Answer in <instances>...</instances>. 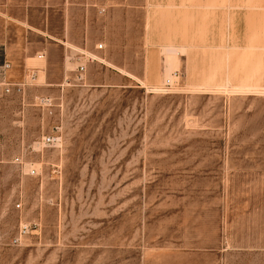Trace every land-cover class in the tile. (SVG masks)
Masks as SVG:
<instances>
[{"label":"rangeland","instance_id":"1","mask_svg":"<svg viewBox=\"0 0 264 264\" xmlns=\"http://www.w3.org/2000/svg\"><path fill=\"white\" fill-rule=\"evenodd\" d=\"M166 1L176 41L161 0H0V264H264V88L230 92L264 62Z\"/></svg>","mask_w":264,"mask_h":264},{"label":"crops","instance_id":"2","mask_svg":"<svg viewBox=\"0 0 264 264\" xmlns=\"http://www.w3.org/2000/svg\"><path fill=\"white\" fill-rule=\"evenodd\" d=\"M156 6L157 12L154 14L153 19L155 22L153 24L161 26L155 15L159 14L158 19L160 20V11H169L167 15L166 13L164 15L168 17L170 28L168 33L165 32L167 35L162 33L160 29L159 32L154 29L150 39L153 42L176 41L177 39L172 36L171 32V27L175 26L173 19L178 15L181 16L182 11L187 16L186 11H191L192 8L188 5L181 6L180 3L172 5L168 1L165 2V0H161ZM201 9L207 12L208 25L211 27L210 38L218 43L221 41L232 42L231 47L234 50L243 51L240 57L241 65H245L249 58H253L252 56H257V52H259V56L264 62V0H208L207 4ZM209 19H211L210 22ZM173 56L175 55L173 54ZM259 66L257 70L253 69L246 72L245 75H240L238 82L235 83H233L232 75L227 74V79L230 80L228 82L238 85L235 87L240 86L239 88H264V84H261L256 78L257 71H260L262 73L260 74L261 77H264V69L261 67L260 62ZM236 71L238 70H235V73ZM152 77L156 82L159 75L154 71Z\"/></svg>","mask_w":264,"mask_h":264},{"label":"built area","instance_id":"3","mask_svg":"<svg viewBox=\"0 0 264 264\" xmlns=\"http://www.w3.org/2000/svg\"><path fill=\"white\" fill-rule=\"evenodd\" d=\"M98 48L102 49L103 48V44L100 43L98 44ZM78 54H76L77 57ZM83 55V62H79L76 69H75V73H74V81L75 82H83L85 80V75L87 72V66L86 63L90 60H94V58H92L91 56H85V53L82 54ZM45 55L42 54L41 57H44ZM77 59L79 60L80 58L77 57ZM86 62V63H85ZM11 68V64L7 61H5L2 65H0V71H1V82L0 84L3 86L4 91L6 93H10L12 90H17L18 92H24L25 87L27 86L26 83L24 82H14V81H10L11 78L7 77V71ZM67 81L70 82V78H67ZM171 83L168 81L165 83L164 85V90H167L170 88ZM38 103L39 106L44 107V108H51L53 106V99L47 95L45 96H40L38 98ZM61 141V135H60V131H59V127L55 126L53 128V131L42 137V141L41 144L45 147H51L54 145L59 144V142ZM19 161V159L17 160ZM35 173V172H32ZM20 207V205H19ZM29 233V226L28 225H23L19 228V239L23 236Z\"/></svg>","mask_w":264,"mask_h":264},{"label":"bare ground","instance_id":"4","mask_svg":"<svg viewBox=\"0 0 264 264\" xmlns=\"http://www.w3.org/2000/svg\"><path fill=\"white\" fill-rule=\"evenodd\" d=\"M175 58H176V56H167V65L169 66V65H171L173 62H176L175 61ZM111 65V64H110ZM166 68H167V66H166ZM168 75V74H167ZM173 77H177L176 75H172V74H170L169 76H168V78L166 77V79H165V82H170V83H172V81H173ZM142 83H143V85L145 86L146 84H145V82H143L142 81ZM221 88V87H220ZM156 91H163L164 90V88L161 86V87H155L154 88ZM254 89H256V88H239V87H232V90L230 91L231 93H236V92H241V93H249V92H252V91H254ZM260 89V88H259ZM153 90V89H152ZM225 90H227L226 88H225ZM228 90H229V88H228ZM256 91H257V89H256ZM218 92V91H217Z\"/></svg>","mask_w":264,"mask_h":264}]
</instances>
